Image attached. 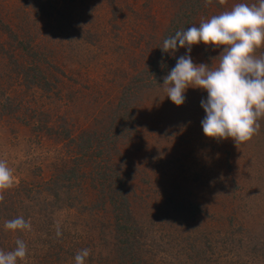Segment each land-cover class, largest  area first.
<instances>
[{"label":"rangeland","instance_id":"374dc122","mask_svg":"<svg viewBox=\"0 0 264 264\" xmlns=\"http://www.w3.org/2000/svg\"><path fill=\"white\" fill-rule=\"evenodd\" d=\"M258 2L0 0V160L15 180L0 251L20 239L17 264H76L82 249L85 264H264V117L239 147L207 137L206 90L180 106L165 91L187 49L160 48ZM222 51L191 56L212 69ZM17 217L31 229L6 230Z\"/></svg>","mask_w":264,"mask_h":264},{"label":"clouds","instance_id":"9594fccd","mask_svg":"<svg viewBox=\"0 0 264 264\" xmlns=\"http://www.w3.org/2000/svg\"><path fill=\"white\" fill-rule=\"evenodd\" d=\"M211 3L205 0V6ZM201 42L215 48L223 46L215 68L193 62L192 47ZM178 46L187 52L164 77L167 97L180 106L185 103L184 93L189 87L206 90L207 98L201 101L206 112L201 121L204 134L217 140L232 138L237 147L249 141L259 130V118L264 117V58L255 56L256 50L264 47V0L252 5L238 3L231 10L202 20L199 27L178 30L160 48L174 55ZM14 183L13 170L0 160V192ZM4 227L30 230L31 223L17 217L6 221ZM56 234L61 235L59 227ZM16 245L7 253L0 251V264H17L18 259L26 257L25 242L18 239ZM89 255L88 249L78 251L76 264H85Z\"/></svg>","mask_w":264,"mask_h":264},{"label":"trees","instance_id":"16d2710c","mask_svg":"<svg viewBox=\"0 0 264 264\" xmlns=\"http://www.w3.org/2000/svg\"><path fill=\"white\" fill-rule=\"evenodd\" d=\"M16 39H17V37H16ZM23 68H24V66H23ZM104 176H105V175H104ZM104 176H103V177H104ZM58 181H59V180H58ZM114 201H115V198H114Z\"/></svg>","mask_w":264,"mask_h":264}]
</instances>
